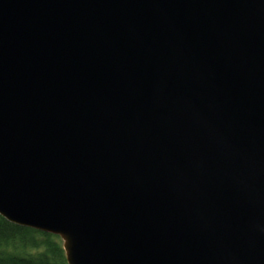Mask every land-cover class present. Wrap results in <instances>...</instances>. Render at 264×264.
<instances>
[{"label":"water","instance_id":"95a60500","mask_svg":"<svg viewBox=\"0 0 264 264\" xmlns=\"http://www.w3.org/2000/svg\"><path fill=\"white\" fill-rule=\"evenodd\" d=\"M0 215L69 264H264V0H0Z\"/></svg>","mask_w":264,"mask_h":264},{"label":"trees","instance_id":"16d2710c","mask_svg":"<svg viewBox=\"0 0 264 264\" xmlns=\"http://www.w3.org/2000/svg\"><path fill=\"white\" fill-rule=\"evenodd\" d=\"M0 264H69L60 236L10 223L0 215Z\"/></svg>","mask_w":264,"mask_h":264}]
</instances>
